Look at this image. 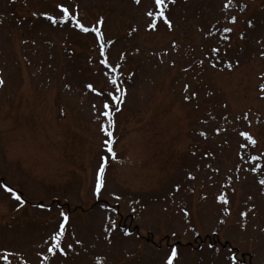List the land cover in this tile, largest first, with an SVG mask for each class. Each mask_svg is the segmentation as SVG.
<instances>
[{
	"label": "rangeland",
	"instance_id": "rangeland-1",
	"mask_svg": "<svg viewBox=\"0 0 264 264\" xmlns=\"http://www.w3.org/2000/svg\"><path fill=\"white\" fill-rule=\"evenodd\" d=\"M59 4L101 29L114 72L95 33L43 15ZM149 11L0 0V264H166L173 247V264H264V0H165L171 27Z\"/></svg>",
	"mask_w": 264,
	"mask_h": 264
},
{
	"label": "snow or ice",
	"instance_id": "snow-or-ice-1",
	"mask_svg": "<svg viewBox=\"0 0 264 264\" xmlns=\"http://www.w3.org/2000/svg\"><path fill=\"white\" fill-rule=\"evenodd\" d=\"M140 0H137V3H139ZM154 3L156 6L159 7V11H149L147 15L149 17H157V18H163V21H166L168 26H172V21L168 19V16L165 13V0H154ZM59 9L62 10V15L58 18L55 15H51L48 12L43 13L44 16H47L50 20L51 23L56 24L59 23L60 21H74L75 26L79 29H81L83 32L88 33L89 31L95 33L99 37V48L101 54L104 56L103 59V64L106 65L109 69H112L114 72L115 69L112 68V65L109 63L108 58H107V51L105 47V38H104V33L101 31V29L95 25H93L91 28L85 27V25L81 22V20L78 18V13L77 15H73V13L69 10V8L65 4H59L57 6ZM233 19H235L233 17ZM100 24H103V20L101 19L99 21ZM149 28L155 29L157 27L156 22H152L148 25ZM225 31H232V29H225ZM111 43V42H109ZM229 67H232L231 63L229 64ZM112 85L114 87V92L113 94L109 97V99H112L116 102V104H122L123 100L122 98L126 95L127 89L123 88L120 84L119 78L113 77L112 79ZM0 83H3L2 80H0ZM89 88H93L92 84L88 85ZM264 87V86H262ZM95 90V89H93ZM103 108L105 111L102 112V115L104 117L108 118V123L107 124H102V129L104 132L108 134L109 137H112L113 133L112 131L109 130V127L111 126L112 128L115 127V119H114V112H113V106L109 104L107 101H105ZM243 136L248 137L249 140L252 141V144H256V140L251 137V135L248 132L242 133ZM114 141L113 139H109L106 141V145L108 146V152L111 154V158L115 159L116 158V152L114 151L112 145ZM109 162V157L105 156L103 157V162L99 166L98 169V174H97V184H96V194L99 195L101 193V190L105 186V173L107 169V165ZM262 184H264V180L261 181ZM3 187L7 190V192L11 193L17 201L22 200V197L19 192L14 191L13 188L9 187L7 184H4ZM179 187V186H177ZM221 200H225V197L221 196ZM63 216V223H61L58 227V231H56L52 237L51 240L53 243L51 244V247L48 249V251L55 253L57 250L60 252H64V248L61 246L62 245V238L65 235V224L68 223V216L67 214L62 213ZM70 246V245H69ZM178 257V251L175 247L171 249V254L167 257L166 264H173V261ZM5 260L8 259L7 256L4 257ZM45 259H48V257H45ZM233 260H235V256L232 257Z\"/></svg>",
	"mask_w": 264,
	"mask_h": 264
}]
</instances>
